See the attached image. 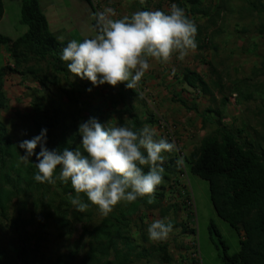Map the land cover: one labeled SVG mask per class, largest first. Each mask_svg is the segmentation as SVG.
Returning a JSON list of instances; mask_svg holds the SVG:
<instances>
[{
  "label": "rangeland",
  "instance_id": "obj_1",
  "mask_svg": "<svg viewBox=\"0 0 264 264\" xmlns=\"http://www.w3.org/2000/svg\"><path fill=\"white\" fill-rule=\"evenodd\" d=\"M91 1L94 9L86 0H40V3L51 30L60 40L82 42L84 38L97 34L94 15L104 7L114 8L117 13L115 18H122L142 10L141 6L147 10L167 12L170 5L176 2L145 0L141 4L140 0H129L128 6L121 9L119 1ZM252 1L259 5V2L264 3V0H202L203 13L198 15H192L189 5L185 4L183 10L186 16L197 27V47L190 50L182 61L175 53L166 64L150 60L149 70L135 88L139 95L127 102L133 109L132 113L120 100L119 85L92 84V90L86 91L84 87L78 89L85 80L71 76L67 81L53 70H47L45 64L43 70L36 73H26L23 68H20L21 72L14 70V59L5 46L0 45V68L3 65L9 67L5 75L8 107L0 112V118L20 158L26 150L19 148V142L39 135L38 125L48 128L47 145H54L58 133L63 130L69 138L74 136V142L80 146L79 124L91 117L101 123L111 120L113 125L130 127L131 115L136 114L144 121L141 129L147 126L156 132V139L175 142L178 151L163 155L164 162L170 156L176 159L183 156L185 166L182 173L166 187L162 204L153 209L136 205L137 210L130 211L134 205L121 202L111 212L118 207L128 210L130 226L123 235L127 244L124 242L120 246L134 253L141 252L142 262L161 264L157 248L162 244L168 245V252L173 258L171 264H190L193 258L200 260L201 264H225V245L229 255L241 248L240 236L244 237V233L239 235L228 221L217 214L209 181L190 173L187 158L203 137L218 127L237 132L242 140L254 141L264 148V11L251 6ZM4 4L6 15L0 19V34L12 38L23 35L28 26L21 20L22 1L4 0ZM187 68L198 71L210 82L220 81L224 89L221 91L213 86L211 93L205 94L188 86L182 82ZM55 76L60 78L57 82H54ZM40 79L46 81L45 86ZM70 84L76 88L78 101L70 99L67 94L72 87ZM224 95L228 97L226 105L222 103ZM115 100L117 105H114ZM193 105L198 109L188 108ZM56 107L67 115L65 124L68 128L61 127L60 122L54 127L49 125ZM198 120H201V126ZM53 189L60 191L57 187ZM36 197V194L23 192L14 197L9 216L11 220L18 216L25 220L20 223V230L11 228L10 221L0 216V264H16L19 237L27 231L36 230L38 223H33V218L40 208L35 202ZM80 199L84 203L87 201L83 193ZM190 204L193 205L191 208ZM75 211L71 204L65 226H58L53 220L42 217L44 225L41 230L45 237L40 251L31 262L54 264V260L63 255L69 260L68 264L81 263L88 242L86 228L91 229L101 223L105 216L98 207L93 214L86 210L76 216ZM156 219L171 221L173 230L166 240L152 242L148 239L147 227ZM73 254L75 259L71 258Z\"/></svg>",
  "mask_w": 264,
  "mask_h": 264
},
{
  "label": "trees",
  "instance_id": "obj_2",
  "mask_svg": "<svg viewBox=\"0 0 264 264\" xmlns=\"http://www.w3.org/2000/svg\"><path fill=\"white\" fill-rule=\"evenodd\" d=\"M21 1V20L28 26L27 31L17 38L0 34V45L5 46L6 51L15 61L13 69L20 71V68H23L26 73H36L38 70H43V64H45L47 70H53L57 76H63L67 81L71 76L80 78L68 70L67 62L60 59L62 49L69 42L60 40L53 33L47 15L41 9L39 0ZM86 1L94 9L92 1ZM173 1H176L175 3L182 9L185 4H188L189 12L192 15L203 13L202 0ZM259 3L260 5L257 2H250L251 6L262 12L264 11V3ZM141 9L147 11L143 6H141ZM4 12V0H0V19L3 17ZM93 24L96 28L95 20ZM8 68L7 65L0 68V112L8 107L5 92V75ZM57 76H55L54 82L60 79V76L58 78ZM82 80L86 82L82 83L78 89L82 90V87H84L86 91L92 90L91 81ZM182 82L205 94L211 93L213 86L218 87L221 91L224 89V85L220 81L210 82L198 71L190 68H187L184 72ZM40 83L46 85L45 80L40 79ZM70 85L72 87L71 90H67V94L70 99L78 101L79 98L75 95L76 88L73 84ZM137 95L139 93L135 89L126 88L125 84L119 85L120 100L125 103L129 113H132L133 109L127 102ZM181 102L184 103L182 100ZM222 103L223 105L228 103L227 96H223ZM117 104L118 101L115 100L114 105ZM188 108L198 109L196 105ZM54 112L49 125L54 127L60 122L61 127H67L65 124L67 115L59 107L54 108ZM217 113L221 116L219 110H217ZM204 121H206V118H204ZM217 121H220V119ZM143 124L144 121L138 115H131L130 128L138 131ZM38 128L41 131L46 127L38 125ZM46 129L47 135H50L48 128ZM74 139V136L69 138L68 133L62 130L57 135V142L54 145H47V147L50 150L58 149L61 151L65 147L70 149L80 147L76 145ZM40 150V147H37L36 152L39 153ZM166 153L171 155L172 152H165L162 155H166ZM170 157L163 164L165 169L163 181L156 188L155 202L150 205L147 203V197L138 198L131 203L134 206L130 211L137 210L136 205L153 209L162 204L166 187L183 170L177 167V159ZM35 162H37L36 156L30 157L27 163L21 161L20 153L13 143L5 123L0 118V216L6 221H10L11 228L20 230V223L25 220H21V216L11 220L9 216L14 197L21 192L30 193V195L36 194L35 202L40 205L37 215L33 218L34 222L32 221L38 223L36 230L27 231L26 234L19 237L16 264H34L31 260L40 251L41 241L45 237L44 232L41 230L44 225L43 218L53 220L58 226H65L71 206L70 197L76 195L70 181L65 183L58 178L59 167L54 176L55 183L36 182L33 178L37 172ZM187 163L190 173L197 174L209 181L211 198L217 214L228 221L239 235L242 232L244 233V237L240 236L241 248L235 254L229 255L225 245L224 263L264 264V148L254 141L242 140L237 132L225 127H218L214 132L203 137L201 143L194 148L187 158ZM144 171L147 172L148 168L144 167ZM55 186L60 190L59 192L53 189L56 188ZM84 196L86 197V195ZM57 200L58 205H55ZM88 202L87 199L85 203ZM94 206L95 208H93ZM95 209H97V206L92 204L87 210L88 213L93 214ZM79 214V211H75L76 216H79ZM128 214V210L125 211V209L118 207L115 212L105 216L101 223L91 229L86 228L88 242L80 264H150L148 261L142 262L140 260L143 257L141 252L134 253L120 246L124 242L127 244L123 235L130 226V218H127ZM157 252L161 254L159 263L171 264L173 262L167 244L159 245ZM71 258L75 259L76 255L73 254ZM191 262H195V259L193 258ZM68 263L69 260L63 255L54 260V264Z\"/></svg>",
  "mask_w": 264,
  "mask_h": 264
},
{
  "label": "clouds",
  "instance_id": "obj_3",
  "mask_svg": "<svg viewBox=\"0 0 264 264\" xmlns=\"http://www.w3.org/2000/svg\"><path fill=\"white\" fill-rule=\"evenodd\" d=\"M116 16L112 7L97 11V34L82 42L73 39L62 49L60 59L67 62L68 70L94 86L125 84L135 89L149 70L150 60L166 64L175 53L182 61L197 47V27L176 3L167 12L139 10L130 16ZM78 133L82 137L80 147H65L62 151L46 146V128L32 139L19 142V148L26 150L21 156L23 162L36 156V182L55 183L59 167L58 178L71 182L76 196L70 197V203L79 212L89 207L81 201V193L103 216L121 202L145 197L148 204L155 202L154 194L165 171L162 153L178 151L175 142L156 139V132L147 126L135 131L126 125H113L111 120L101 123L95 117L82 121ZM176 165L185 166L183 156L177 158ZM172 230L171 221L156 219L148 225L147 236L152 242L163 241Z\"/></svg>",
  "mask_w": 264,
  "mask_h": 264
},
{
  "label": "crops",
  "instance_id": "obj_4",
  "mask_svg": "<svg viewBox=\"0 0 264 264\" xmlns=\"http://www.w3.org/2000/svg\"><path fill=\"white\" fill-rule=\"evenodd\" d=\"M100 1H102V0H100ZM110 1H113V2H115V1H119L120 2V4H121V9H123V8H125V6L127 5L128 6V4H129V0H110ZM39 2H40V0H39ZM126 3V4H125ZM113 4H115V3H113ZM5 5V4H4ZM40 6H41V3H40ZM41 9H42V7H41ZM43 10V9H42ZM44 12V11H43ZM6 15V8H5V12H4V15H3V18H4V16ZM2 19V18H1ZM49 20V19H48ZM50 23V22H49ZM51 27V26H50ZM27 31V30H26ZM25 31V32H26ZM24 32V33H25ZM17 38V37H16ZM198 125L199 126H201V120H198ZM182 179V178H181Z\"/></svg>",
  "mask_w": 264,
  "mask_h": 264
},
{
  "label": "built area",
  "instance_id": "obj_5",
  "mask_svg": "<svg viewBox=\"0 0 264 264\" xmlns=\"http://www.w3.org/2000/svg\"><path fill=\"white\" fill-rule=\"evenodd\" d=\"M199 253V252H198ZM196 255V254H195ZM200 259V257H199ZM199 262V263H198ZM190 264H201L200 260L198 261V259H195V262H191Z\"/></svg>",
  "mask_w": 264,
  "mask_h": 264
}]
</instances>
